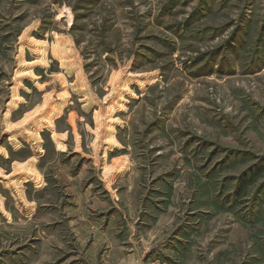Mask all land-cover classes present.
Masks as SVG:
<instances>
[{"label":"rangeland","instance_id":"obj_1","mask_svg":"<svg viewBox=\"0 0 264 264\" xmlns=\"http://www.w3.org/2000/svg\"><path fill=\"white\" fill-rule=\"evenodd\" d=\"M0 264H264V0H0Z\"/></svg>","mask_w":264,"mask_h":264}]
</instances>
